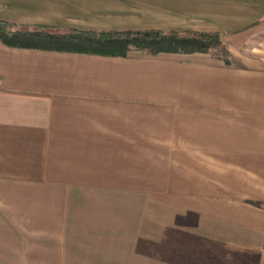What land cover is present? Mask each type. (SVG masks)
<instances>
[{"label":"crops","instance_id":"obj_1","mask_svg":"<svg viewBox=\"0 0 264 264\" xmlns=\"http://www.w3.org/2000/svg\"><path fill=\"white\" fill-rule=\"evenodd\" d=\"M0 20L230 52L0 42V264H264V0H0Z\"/></svg>","mask_w":264,"mask_h":264},{"label":"trees","instance_id":"obj_2","mask_svg":"<svg viewBox=\"0 0 264 264\" xmlns=\"http://www.w3.org/2000/svg\"><path fill=\"white\" fill-rule=\"evenodd\" d=\"M0 42L11 48L127 57L131 51L160 53L210 52L227 64L229 49L217 32L127 30L96 31L49 25H19L0 20Z\"/></svg>","mask_w":264,"mask_h":264}]
</instances>
